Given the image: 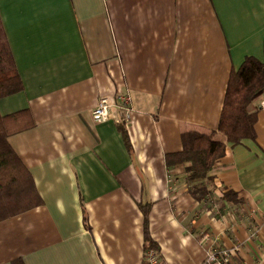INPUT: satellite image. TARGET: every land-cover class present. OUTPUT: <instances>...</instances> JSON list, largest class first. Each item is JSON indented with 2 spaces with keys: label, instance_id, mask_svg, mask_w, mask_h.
<instances>
[{
  "label": "crops",
  "instance_id": "0c3cea01",
  "mask_svg": "<svg viewBox=\"0 0 264 264\" xmlns=\"http://www.w3.org/2000/svg\"><path fill=\"white\" fill-rule=\"evenodd\" d=\"M0 20L22 83L0 116L37 195L0 220V264H144V214L163 264H201L204 236L264 264L262 92L252 138L217 132L230 74L264 63V0H0ZM117 92L129 125L94 123ZM186 132L225 143L199 185L166 166Z\"/></svg>",
  "mask_w": 264,
  "mask_h": 264
},
{
  "label": "trees",
  "instance_id": "16d2710c",
  "mask_svg": "<svg viewBox=\"0 0 264 264\" xmlns=\"http://www.w3.org/2000/svg\"><path fill=\"white\" fill-rule=\"evenodd\" d=\"M0 20V99L18 93L22 83ZM222 106L217 132L226 142L237 144L244 138L254 135L256 113H249L248 105L264 90V63L254 58H246L237 71L230 74ZM15 115L0 116V220L29 209L33 202L30 197L37 196L33 190L32 179L17 156L7 146L6 137L18 131ZM209 135L186 132L181 135L182 150L166 155V166L184 165L188 182L199 185L208 176L214 163L224 156L225 143ZM193 186L196 199L203 198L207 191L204 186ZM225 200L233 201L231 195ZM146 213V211H144ZM144 214V253L148 250L158 252L149 237Z\"/></svg>",
  "mask_w": 264,
  "mask_h": 264
},
{
  "label": "built area",
  "instance_id": "2783aa9c",
  "mask_svg": "<svg viewBox=\"0 0 264 264\" xmlns=\"http://www.w3.org/2000/svg\"><path fill=\"white\" fill-rule=\"evenodd\" d=\"M130 97L127 93L117 92L112 101L107 98H100L95 107L90 112V117L94 123H104L110 119L128 126L131 122L132 109ZM264 108V91L260 95L259 108ZM204 259L201 264H232L239 247L231 250L220 246L215 238L204 236ZM159 252L148 250L144 253V264H163L159 258Z\"/></svg>",
  "mask_w": 264,
  "mask_h": 264
},
{
  "label": "rangeland",
  "instance_id": "374dc122",
  "mask_svg": "<svg viewBox=\"0 0 264 264\" xmlns=\"http://www.w3.org/2000/svg\"><path fill=\"white\" fill-rule=\"evenodd\" d=\"M262 91H264V90H262Z\"/></svg>",
  "mask_w": 264,
  "mask_h": 264
}]
</instances>
